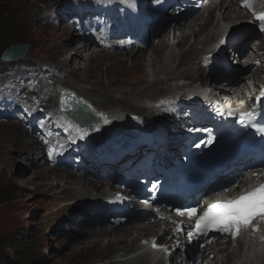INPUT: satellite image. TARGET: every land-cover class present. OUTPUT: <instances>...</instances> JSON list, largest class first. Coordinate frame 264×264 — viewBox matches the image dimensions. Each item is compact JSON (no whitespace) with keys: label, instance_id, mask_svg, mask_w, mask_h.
Instances as JSON below:
<instances>
[{"label":"rangeland","instance_id":"1","mask_svg":"<svg viewBox=\"0 0 264 264\" xmlns=\"http://www.w3.org/2000/svg\"><path fill=\"white\" fill-rule=\"evenodd\" d=\"M73 4L74 0H0V56L10 45H30V50L23 59V63L10 67L0 64V71L4 68L8 70L14 68L16 75L10 81L14 79L27 80L35 89L39 87L38 92L42 91V87L46 88L47 90L41 92V94L47 98L48 106L46 108H51L52 114L56 112L57 98L53 93L56 85L60 83V79L56 78L58 75H60L62 84L70 81L74 84L84 85L88 89L97 86V88L108 89L110 94H114L117 90L127 92L129 95L141 92L138 97L140 102L132 101V105L128 106L130 110H125L126 114L130 112L139 114L140 111L138 112L137 110L139 107H145L146 110L150 111L152 109L150 106L152 105H146L148 104L146 103L149 100L147 99L148 97L166 95V87L168 86L174 90L173 84L175 82L173 81H162L159 84H155V86L149 83V77L144 75H148V67L145 65L141 67L142 63L140 60L137 65H140L139 69L133 71L134 67H131V59L123 63H117L115 57L109 56L106 51L99 49H91L88 52L90 54L94 53L91 57L93 58L92 64L87 61L86 54L88 53H83V56L78 61L72 60L68 65L64 64L68 57L75 56V48L79 46L76 39H74L75 35L71 28L70 30L67 29V20L62 17L63 8H72ZM243 28H239L237 32L242 31ZM196 37L198 36L193 37L189 42L190 46L195 43ZM163 39L153 41L149 47L142 51H137L136 49H133V51L135 54L142 53L143 56L147 55L146 57L144 56L147 59L148 54H151V45L157 44ZM172 44L175 45V50L179 51V48H181L180 41L174 40ZM251 47H253V44L248 49ZM247 52L251 54L250 50ZM112 53H121L117 55H124L125 57L122 58L127 59L128 56L126 55L130 51L116 50ZM95 54H98L99 58L105 62L98 64L95 61ZM247 60L245 57L243 62L245 63ZM233 61L234 59L228 62L227 59L224 64L232 70L236 69ZM235 61L240 63L241 57ZM25 62H27L26 65H24ZM28 63L34 64L37 68L43 67L49 70L52 77L44 73L45 70L36 71L31 69ZM242 64L240 65L241 67ZM85 65L87 66L86 69ZM132 72H138V74H129ZM198 75H200L201 79L205 77H202L201 74ZM107 77L112 78L113 81H110ZM95 81H99L98 84H95ZM161 88L164 89L160 91L159 89ZM100 91L103 92V89ZM92 96L95 104H106L102 94H94ZM120 96L115 94L118 99ZM130 98L134 100V98ZM100 102L103 103L101 104ZM16 128L10 123L6 124V122L0 121V264L6 258L16 264L18 262L16 259L20 256L24 257L27 264L108 263V261L112 260V256L97 255L101 252L100 250H97L95 254L90 249L83 251V253L80 252L81 250H77L81 247V243L86 240L89 231H95L103 227L108 228L111 226L110 223L101 222V225L98 226L92 216L87 221L82 216L77 221H73L75 217L81 214L82 209L80 207L69 206L68 208L63 206L71 201L61 203L63 198H59L61 195L60 187L51 190L42 188L40 190L35 189L32 184L26 183L27 180L33 179L31 178L33 171H42L43 173L55 171L72 175L74 173L44 166L37 167L32 156L34 154L30 152L37 146V143L32 141L31 138H27L26 133L19 127L16 126ZM14 140L15 142L19 141L15 145L16 147L13 145ZM29 145L33 146L29 147ZM26 155L32 157V162L27 161ZM75 180V178H72L71 182ZM51 183L56 184V180L51 181ZM55 199L59 200V202L56 203ZM74 200L76 201L77 199ZM57 210L59 212L55 213ZM77 211L78 213H76ZM130 224L132 226L142 225L138 221L132 220L127 222V224L125 223L122 228L132 227ZM144 236L145 238H150V235L145 234ZM22 238L29 242V248L26 250L19 249L20 242L16 239L22 240ZM108 240V238H105L103 243H107ZM133 245L119 248L124 249L130 246L132 248ZM71 248L76 250L77 253H72L70 251ZM79 253L80 255H78ZM231 260L233 259L231 258Z\"/></svg>","mask_w":264,"mask_h":264},{"label":"bare ground","instance_id":"2","mask_svg":"<svg viewBox=\"0 0 264 264\" xmlns=\"http://www.w3.org/2000/svg\"><path fill=\"white\" fill-rule=\"evenodd\" d=\"M259 1L264 8V2H263L264 0H259ZM256 9L259 10V7L257 6ZM249 18H250L249 16L245 15V11L237 10L235 4H232L225 11H221L220 14H216V12L210 13V19H208L204 25H201V23L198 24V22L201 21V17L199 14L196 13L191 18H186L187 23L185 26H183L180 29L182 31L180 37L175 38V40L180 41L181 48H179V51H176L175 45L172 44L174 40L172 41L171 38L168 37L169 35H166L165 37H162V39L164 38L162 41H160L157 44L151 45V54L150 55L148 54L147 59L144 58L145 55L143 56L142 53L135 54L133 50L132 51L129 50L130 53L126 55L128 56L127 59L122 58V57H125L124 55H117L121 53H112V52L116 50L127 52L128 50H121L119 48H115V49L105 48V49H100V50L106 51L107 55L115 57L117 63H123L131 59V67H134L133 71H136L137 69H139L140 65L139 66L137 65L141 62L142 63L141 67L144 65L148 67V70H149L148 75L146 74L144 75L146 77L147 76L149 77V83H152V85L154 86L155 84H159L162 81L175 82L173 84L174 90H172L169 86L166 87V92H167L166 95L161 96V97H158V96L148 97L147 99L149 100H147L146 103L148 104L146 105L153 104L157 107V103H159V106L160 105L164 106L165 104L171 103V102L172 103L173 102H186L187 100L185 98V94H187L188 89L192 85L193 82L196 81L195 83H198L197 76H199L200 78V75L198 74H201V76L204 77L206 76L207 73H209L208 69H204V66H203L202 60L204 56L212 53L211 49L215 46V43L224 34V31L226 29L232 30L234 32L236 39L242 37L241 42H239L240 46L247 45L250 42L251 38L250 36H248V34H251V33H246L248 31L247 29L245 31L242 30V31L237 32L239 28L245 27V23H247V20ZM67 27H68L67 29L70 30V26L67 25ZM195 36H198V37L195 38L196 39L195 43L190 46L189 42ZM144 49L146 48H143V49L138 48L137 51L139 50L142 51ZM234 49L236 50L235 47ZM248 50H250L251 54L244 50L245 52L241 53L240 56H236L233 54L231 50L228 49L226 52H223L224 53L223 55L227 54L225 57H228L230 61L232 59L234 60L240 59V57H241V60H243L246 57V59L248 60L245 63H247L246 66H247V69L249 70L251 66L253 65V62L255 61V59L259 57L258 52L262 50V46H257V51L252 50V48ZM90 51L91 49H87V48L83 49L82 47H76L75 56L73 57L71 56V58L68 57V59L64 61V64L68 65L72 60L78 61L83 56V53H88ZM93 54L94 53L86 54L87 61L89 63L93 61L92 60L93 58H91ZM109 58H112V57H109ZM260 58L264 59V56H261ZM95 61L98 62L99 64L103 62L104 60H101L98 54H95ZM78 66L80 67L79 63H78ZM84 67L86 69L87 66L85 65ZM224 69L228 70L229 74L232 72V70L228 69L227 66H225ZM138 72L137 73L132 72L129 74L131 75L135 73L138 74ZM263 73H264V68L260 67L258 68V70H256V72L252 74L249 73V76H251V78L255 80L261 81V76ZM226 77H227L226 75H223L222 79L217 81V83H216V79L212 78V81L216 83L214 86L211 85L214 91L225 93V94H230L231 92V88H229L230 86L229 85L224 86L223 84V82L226 80L225 79ZM56 78L58 80L60 79V83H58L57 86L54 88V93H53L54 95H56L57 101L60 98L63 91H71L77 96V98L82 99L84 100V102L89 104L91 108L94 110L95 115L99 113H107V114L110 113L112 116H114L115 121L113 120V117H111V121L113 123L118 124L120 122L121 123L124 122L125 120H124V117L122 116V113L125 112V110H130L128 106L132 105V101L140 102L138 97L141 92H138V94L129 95L127 92H121L122 90L121 91L117 90L114 94H110V91L108 89L106 90V88H101V87L97 88V86H94L93 87L94 89L93 88L88 89L84 85L74 84L73 82H70V81H68L69 83L63 82L62 84L60 75H58ZM108 79L110 81H113L112 78H108ZM199 80L203 81L202 84H206L207 82H209L208 80L204 81V78L202 79L200 78ZM98 82L95 81L94 83L98 84ZM101 89H103V92L100 91ZM163 89L164 88H161L159 90L162 91ZM94 94L95 95L102 94L106 104L103 105L102 104L103 102L102 103L100 102L102 105L95 104L92 100V97H94L92 95ZM115 94L121 95L120 98L118 99L117 97H115ZM130 97L134 98V100L131 99ZM137 110L138 112L140 111L138 115H141V116L145 115V118L147 119H155V117L157 116V114H155L156 113L155 111L146 110L145 107L143 108L139 107ZM127 114H129L130 116L132 112L127 113ZM116 115L118 117H116ZM126 122L129 124L128 121ZM18 143L19 141L15 142L14 140L13 145L15 146ZM33 154L34 155L32 156L34 157L35 153ZM33 160H34L35 165L38 167L39 166L38 162L40 160L37 161L35 160V158ZM31 178L33 179L27 180L26 183L27 184L30 183L34 185L35 189L37 188L41 190L42 188H45V189L51 190V189L60 187L59 188L61 189L60 198H63L62 200H65L68 198L79 200L81 199L80 198L81 196L90 195L91 194L90 189H93L94 191H99L102 188V186L98 184H94L91 181H86L81 178H76L72 174H67L63 172L59 173L55 171H49L47 173H43L42 171H33V176ZM72 178L76 179L74 181L75 184L73 181L71 182ZM53 180H56V184L51 183V181ZM70 185H74V186H70ZM86 207H87L86 203H83L81 205L82 212L79 216L75 217L73 221L74 220L77 221L80 218V216L84 217L86 221L91 216H94L93 211H87ZM139 207L140 205L135 204L132 207V209L138 212ZM92 223H93V220H92ZM157 224L158 223L156 222L153 224L151 223L150 225H146V226H142V225L132 226L130 224L132 227L122 228L123 227L122 224L112 223L111 226L108 228L103 227L95 231L91 230L88 232V236L86 240L81 243V247L77 251L81 250L80 252L83 253V251L90 249V251L93 254H95L97 250H100L101 252L99 254H103L105 253V251H108L110 248H114V256L115 258L119 259L124 254H126L130 249H133L134 245L132 246V248H130L131 246L129 248H124V249H121L119 247L121 246L126 247L129 245L135 244V239L139 237L143 239L144 238L143 236L145 234L150 235L151 238L154 236H158L159 232L154 230V228L157 227ZM158 225H161V224L159 223ZM105 238L109 239L107 243H103V240ZM240 246L242 248L241 253H236V252L228 253V255L230 256L229 260L231 258L233 259L231 264H264V244L250 243L246 241ZM70 251L74 254L77 253L76 250H73L72 248L70 249ZM214 251H215V248H214ZM213 253H216V252H213ZM221 253L225 254L226 252L223 251ZM216 254L218 255V253ZM78 255H80V253ZM113 264H139V263H138L137 258L133 257L132 259L128 261L120 260L117 263H113Z\"/></svg>","mask_w":264,"mask_h":264},{"label":"snow or ice","instance_id":"3","mask_svg":"<svg viewBox=\"0 0 264 264\" xmlns=\"http://www.w3.org/2000/svg\"><path fill=\"white\" fill-rule=\"evenodd\" d=\"M160 0H157L159 3ZM254 24H258V30L264 32V13H261L254 21ZM230 38L225 37L221 40V45H224L228 42ZM264 95V92H262ZM75 108V105L73 106ZM89 108L90 113H94V110L91 106L86 105ZM80 111L79 109H76ZM256 111L241 113L240 120L242 123H255ZM108 123L107 118L100 114L97 117L95 123H91L88 127H78L74 125V129L81 133L80 138L86 139L91 132H96L100 130V123ZM251 123L249 126H251ZM201 143H206L201 141ZM199 147L200 145H196ZM255 175V173H254ZM156 185L153 184V188ZM147 203V201H145ZM190 216L197 213V208L191 207L187 209ZM257 219L264 220V184H261L259 187L253 189L250 192L242 194L235 200L227 202H217L210 205L203 215L199 217L197 223L195 224V229L201 234L206 233L210 229L222 233L232 234L235 231V234L239 233V230L242 226L254 227V221ZM254 230H258L255 229ZM191 235V232L189 233Z\"/></svg>","mask_w":264,"mask_h":264},{"label":"water","instance_id":"4","mask_svg":"<svg viewBox=\"0 0 264 264\" xmlns=\"http://www.w3.org/2000/svg\"><path fill=\"white\" fill-rule=\"evenodd\" d=\"M29 49L28 44H14L11 45L7 50H5L0 58L2 63L4 62H14L23 58ZM75 105V108L73 107ZM87 104L84 100L77 98V96L71 91H63L60 97L61 109L71 118L73 121L77 122L82 127H88L89 124L95 123L99 115L89 112V108L86 107ZM90 106V105H89ZM79 109L80 111H77ZM101 126V123H100ZM91 132V131H90ZM97 137L103 136V132L100 128L99 131L94 132Z\"/></svg>","mask_w":264,"mask_h":264},{"label":"trees","instance_id":"5","mask_svg":"<svg viewBox=\"0 0 264 264\" xmlns=\"http://www.w3.org/2000/svg\"><path fill=\"white\" fill-rule=\"evenodd\" d=\"M17 241H19L20 242V244H19V249H24V250H26V249H28L29 248V242L28 241H26V240H24L23 238H22V240H20V239H16ZM22 245V246H21ZM22 255V254H21ZM17 261V263L16 264H27L26 263V261H25V259H24V257L23 256H20L19 258H17L16 259ZM2 264H15L14 262H12L11 260H9V259H5L4 260V262H2Z\"/></svg>","mask_w":264,"mask_h":264}]
</instances>
